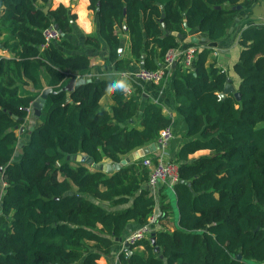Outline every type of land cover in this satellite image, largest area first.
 Returning <instances> with one entry per match:
<instances>
[{
	"label": "trees",
	"instance_id": "1",
	"mask_svg": "<svg viewBox=\"0 0 264 264\" xmlns=\"http://www.w3.org/2000/svg\"><path fill=\"white\" fill-rule=\"evenodd\" d=\"M50 1L0 0L4 44L16 54L0 58V167L6 183L0 264H101L131 222L147 224L154 212L156 199L146 188L151 170L138 159L109 173L84 162L73 164L67 157L84 153L96 163L119 162L158 140L173 122L159 104L144 102L137 82L129 97L112 94L111 110L100 102L113 81L108 79L80 82L70 92V102L68 77L85 76L91 62L87 54L62 52L61 46L75 47L68 36L77 15L64 4H51L46 12ZM255 2L90 0L89 8L98 14L110 59L124 70L144 53L146 67H159L158 59L181 45L178 34L185 35L187 28L219 41L238 13ZM52 24L62 37L44 53L43 30ZM125 25L131 57L118 59V28ZM166 29L172 34L164 36ZM86 43L99 46L100 41L88 35ZM239 43L234 70L241 98L232 92L222 96L230 73L215 61L208 63L209 46L198 51L193 68L179 63L172 68L176 109L189 138L174 159L180 169L174 186L179 224L173 230L152 227L156 244L151 234L129 244L121 264H264V25L244 28ZM42 71L53 91L42 114L30 122L33 129L26 128L29 140L21 158L14 160L17 131L33 116V102L45 88ZM203 148L211 153L190 157ZM167 206H162L166 212ZM140 245L143 250L135 248Z\"/></svg>",
	"mask_w": 264,
	"mask_h": 264
},
{
	"label": "crops",
	"instance_id": "2",
	"mask_svg": "<svg viewBox=\"0 0 264 264\" xmlns=\"http://www.w3.org/2000/svg\"><path fill=\"white\" fill-rule=\"evenodd\" d=\"M60 4L66 5L70 9V13L77 15L74 31H72V33L68 36L69 43H71V45L75 46L76 48L61 46L62 52H64L66 55L84 53L90 57V62H91L90 72L83 77H78L77 79L81 78L82 81L84 82L94 78L116 80L122 76L123 71H127V70L133 71L141 67L142 65L146 67V53H144L139 60H134L128 69H124V70L117 69L116 62L110 59L109 49L106 41L100 36L98 14L89 8L90 0H52L53 8H56ZM3 8L4 7L0 5V18L4 12ZM242 12L245 13L244 16H241ZM237 18H239L238 21ZM250 25H264V0H256V2L249 9H243L242 11H240L236 16L233 24L230 26L226 35H224L219 41H211L208 37V34L200 31L197 28L194 29L187 28L186 34L180 37V40L182 42L181 45L184 46L187 44H197L199 46H204V47L209 46L211 52L209 55L208 63L215 61L217 66L229 72L230 78L232 79V83L238 89L240 84V78L236 74L234 70V66L238 61L241 52L239 38L241 31ZM118 29H119V36L122 40L121 47L123 48L122 55H120V51H119L118 59L121 58L125 59L131 57V48H130L131 44H130V35L128 32V27L127 25H125L123 28H118ZM6 35H7V29H5L3 25H0V58L1 57L13 58L16 56L15 52L11 48L6 47L4 44ZM88 35L97 36L100 41L99 46L86 43V37ZM191 36H196L199 42L195 43L192 42L191 40H188V38H190ZM212 42H217V45L210 46ZM43 51L45 53L47 51V48H43ZM158 60L160 61L159 67H162L165 62L164 57ZM174 66L175 65H173L172 68ZM172 68L170 70L169 78H167L166 81L161 83H151V82L135 81L128 79L129 82L131 83L132 90L131 92L125 94L128 97L134 94L136 89L134 83L136 82L139 83L143 88L142 96L144 102H148V101L156 102L163 108L165 116L171 118L173 122L171 124V127L173 128L175 136L170 141L166 151H167L168 159L174 161V159L177 158V153L179 151V148L189 138L186 135V131H187L186 121L184 120L183 117L179 115L176 109V99L173 89L174 73L172 71ZM42 75H43L45 87H49L48 77L46 76V74H44V71H42ZM72 78L74 77H68L67 84ZM78 84L79 83H76V85ZM100 102L101 105L107 110H111L112 106L115 105V101L112 95L105 94L101 98ZM32 111L30 112V115L33 113L32 114L33 116H31L30 120L27 121L22 126L24 127V131H21L20 128L17 131L19 134V143L17 146V152L13 157L14 160L21 158L22 152L19 149L22 148V145L24 144V142H26V140H28L30 135L29 133H26L25 130H27L26 128L28 127L29 128L32 127L30 122L32 120H35V118L37 117L33 106H32ZM137 126L141 127L140 124H138ZM154 142L158 144L157 140ZM150 144L151 143L147 145ZM160 151H161V146L158 144V148L156 150H154L149 154H146L140 159L143 160V158L146 157L147 155L157 156L160 153ZM210 153H211V149L203 148L192 153L190 157L197 158L199 156L208 155ZM70 162L73 164L78 163V161L75 160H71ZM103 162H113V161L110 159H104ZM87 165L93 167L88 163ZM5 185L6 183L3 180V173H0V210H1L2 196L5 191ZM146 188L150 190V192L154 195L156 199V208L154 211L158 215V220L155 224V228L157 230H161L164 228H170L173 230L179 224V210H178L177 197L174 188L170 187L167 183L161 181L158 182V185L156 187H151L148 183ZM163 204H169V206H167V212L165 211V209L164 210L162 209ZM139 226L140 224L136 222H131L128 225L127 230L123 235V237L115 241L114 245L112 246L111 252L105 255V257H102L100 263L121 264L120 255L127 248L126 247L127 237L133 231H135ZM135 248L139 250L144 249L142 245L136 246Z\"/></svg>",
	"mask_w": 264,
	"mask_h": 264
},
{
	"label": "built area",
	"instance_id": "3",
	"mask_svg": "<svg viewBox=\"0 0 264 264\" xmlns=\"http://www.w3.org/2000/svg\"><path fill=\"white\" fill-rule=\"evenodd\" d=\"M45 42L43 48L48 46L54 41H58L62 37V32L55 24L49 25L43 30ZM199 45L187 44L172 47L167 50L164 56V65L158 68L139 67L135 70H127L122 72L121 77L135 81H144L151 83H161L166 81L170 76V70L174 64H180L186 69H191L194 66L199 51ZM31 111V108L28 109ZM175 136L171 126L165 127L160 131L158 137V144L161 146V151L157 156H146L143 158L142 163L144 166L150 168L151 173L148 183L151 187H156L158 182L167 183L170 187L174 188L176 183L180 181L179 164L176 161L170 160L167 157V147ZM158 220V215L154 211L147 224L140 225L128 237L129 244H137L143 239L150 236L152 225H155Z\"/></svg>",
	"mask_w": 264,
	"mask_h": 264
},
{
	"label": "water",
	"instance_id": "4",
	"mask_svg": "<svg viewBox=\"0 0 264 264\" xmlns=\"http://www.w3.org/2000/svg\"><path fill=\"white\" fill-rule=\"evenodd\" d=\"M52 4V0L49 2L48 7L45 8V11L48 12L49 6ZM219 7V6H218ZM241 5H236L234 6V8H238L241 9ZM245 13L242 12L241 16H244ZM239 20V18H237V21ZM161 22L162 25L165 27V23H164V19L163 17L161 18ZM57 28H59V26L57 24H55ZM185 26L188 27L187 22H185ZM172 34V31L169 29H166V32L164 34V36H168ZM207 34V33H206ZM183 34L179 33L178 36L182 37ZM188 40H191L192 42L198 43L199 40L196 36H191L190 38H188ZM217 42H212L210 44V46H216ZM204 48V46H200L199 50H202ZM120 51V55H122L123 53V48L121 47L119 49ZM176 65V64H174ZM141 67H145L144 65H142ZM80 82H84L82 81V79H77V78H72L69 83L65 86V90L67 91V96H68V100L70 102H72V99L70 98V92L74 90L76 83H80ZM53 91V88L51 86L49 87H45L43 89V91L41 92L40 96L33 102V107H34V111L36 116H40L42 114V108L45 104L46 98L48 96V94ZM234 93L235 96L237 98H241V92L239 90H237V88L234 86V84L232 83V79L229 77L228 81L226 83L225 89L222 92V96H226L228 93ZM131 122H133V120H130ZM33 129V126L31 127ZM21 131H24V127H21ZM29 140V139H28ZM158 148V144L156 142L151 143L150 145L144 146L143 148H140L138 150H135L131 153H129L127 156H125L121 161L119 162H101V163H96L93 158L89 155V154H84V153H78L76 155H69L67 158L70 160H75L78 162H84V163H88L91 166L101 169L103 171L106 172H113L115 170L120 169L121 167L133 162L134 160H138L141 157L145 156L146 154H149L151 152H153L154 150H156ZM21 152H23V148L19 149ZM3 167H0V173H3ZM183 182V181H182ZM142 190L139 191V193H141ZM152 227H155V225H152ZM151 241L153 244H156V237H155V233L152 232L151 233ZM126 247H129V243L126 241ZM156 249L159 250V246H156ZM132 251H129V254H131ZM238 258H242V254H238L237 256Z\"/></svg>",
	"mask_w": 264,
	"mask_h": 264
},
{
	"label": "clouds",
	"instance_id": "5",
	"mask_svg": "<svg viewBox=\"0 0 264 264\" xmlns=\"http://www.w3.org/2000/svg\"><path fill=\"white\" fill-rule=\"evenodd\" d=\"M132 90L131 83L126 77L113 80L106 86V94L112 95L116 92L129 93Z\"/></svg>",
	"mask_w": 264,
	"mask_h": 264
},
{
	"label": "rangeland",
	"instance_id": "6",
	"mask_svg": "<svg viewBox=\"0 0 264 264\" xmlns=\"http://www.w3.org/2000/svg\"><path fill=\"white\" fill-rule=\"evenodd\" d=\"M109 206V205H108Z\"/></svg>",
	"mask_w": 264,
	"mask_h": 264
}]
</instances>
